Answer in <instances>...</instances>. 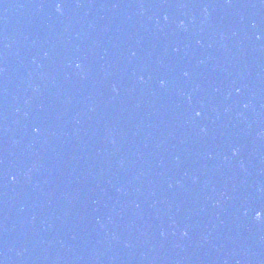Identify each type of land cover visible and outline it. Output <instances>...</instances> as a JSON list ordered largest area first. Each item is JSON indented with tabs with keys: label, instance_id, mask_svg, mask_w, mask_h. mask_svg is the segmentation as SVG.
I'll return each instance as SVG.
<instances>
[{
	"label": "water",
	"instance_id": "1",
	"mask_svg": "<svg viewBox=\"0 0 264 264\" xmlns=\"http://www.w3.org/2000/svg\"><path fill=\"white\" fill-rule=\"evenodd\" d=\"M0 264H264V0H0Z\"/></svg>",
	"mask_w": 264,
	"mask_h": 264
}]
</instances>
